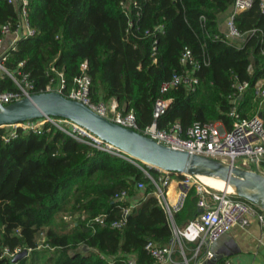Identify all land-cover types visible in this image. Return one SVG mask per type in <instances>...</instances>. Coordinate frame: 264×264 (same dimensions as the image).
I'll return each instance as SVG.
<instances>
[{"label": "trees", "instance_id": "1", "mask_svg": "<svg viewBox=\"0 0 264 264\" xmlns=\"http://www.w3.org/2000/svg\"><path fill=\"white\" fill-rule=\"evenodd\" d=\"M233 1L31 0L36 33L17 41L5 65L16 69L24 61L21 68L30 72L35 92L44 91L55 75L47 72L51 64L63 68L67 93L87 61L92 99H115L118 109L133 111L140 128L152 123L159 96L172 98L159 127L180 121L186 128L195 120L213 119L231 127L229 95L235 76L250 83L244 115H252L259 105L255 83L264 76V13L258 0L236 13L244 38L231 40L219 24ZM17 15L14 4L0 0V35L1 25ZM185 47L191 48L195 65L181 62ZM174 73L195 74L196 89L181 83L162 93L161 83ZM0 85L4 90L17 88L9 76L1 78ZM8 132L0 127V264H129V256L137 264H153L145 249L148 240L166 244L172 238L155 195L149 194L122 227L112 224L122 218L128 203L114 199L115 194L127 190L138 196L139 181L146 184L144 194L154 188L136 163L99 150L52 122H46L42 132L18 128L17 135L7 139ZM197 201L193 189L174 214L178 226L200 213ZM67 214L74 219L66 220ZM42 244L48 247L40 250ZM24 249L30 253L13 261L9 253Z\"/></svg>", "mask_w": 264, "mask_h": 264}, {"label": "built area", "instance_id": "2", "mask_svg": "<svg viewBox=\"0 0 264 264\" xmlns=\"http://www.w3.org/2000/svg\"><path fill=\"white\" fill-rule=\"evenodd\" d=\"M17 8V18L9 20L1 25L0 35V80L9 76L17 85L14 90H4L0 85V101L4 104L28 96L34 91V83L30 78V72L22 69L24 61L19 63L16 69H9L5 62L11 50L16 49V43L21 38L35 35L36 29L30 21L29 7L31 0H8ZM255 0H234L227 17V31L223 32L227 38L237 40L244 38L235 23L236 13L251 8ZM260 10L264 13V0H258ZM10 36L9 44L3 48L4 40ZM181 62L183 64L195 65L197 62L193 57L191 48L185 47ZM83 74L77 78L75 86L67 93H64L65 73L63 68L52 65L48 69L51 75L50 81L46 84L44 91L57 90L67 97L82 101L96 112L102 114L110 120L131 127L141 133L150 136L158 142L164 143L174 148L188 150L191 153H198L210 157L218 158L226 162L246 167L252 165V170H257L264 174V117L258 110L252 115H244L241 111L244 96L250 83L248 80H240L235 76L234 91L229 95L231 107L229 115L232 118L231 127H227L224 121L213 119L209 121L195 120L191 125L184 128L180 121H176L170 127H159L158 119L168 109L172 98L159 96L154 102L153 121L144 128H140L133 111L118 109L109 101H94L92 99L91 77L86 72L88 62L81 64ZM184 83L189 89L195 90L199 78L188 73L182 76L174 73L170 80L161 83L160 91L166 93L171 88H175ZM256 97L259 109L264 104V76L258 78L255 83ZM46 122H52L59 128L76 137L79 140L89 142L99 150L124 156L128 160L136 163L143 172L150 178L154 188L152 191L143 193L146 184L139 181L136 184L137 190L141 194L131 196L127 190H122L115 194L114 199H128V203L122 209V218L112 224L122 227L127 216L136 209L141 202L149 195H155L164 211L170 227L172 228V238L170 242L161 244L155 240H148L145 249L153 257V264H164L173 261L175 247L181 248L184 255L185 264H190V258L185 254L184 242L191 241L196 244L193 257L198 258L202 249H205L203 258H215V252L211 245L219 240L225 233L238 224L243 228L250 226L253 220L257 219L264 227V210H259L254 204L236 199L233 193L224 189H216L206 184L200 175L190 173H172L161 168H151L149 164L140 162L125 154L119 147L103 140L101 137L80 125L74 120L62 116H44L36 119H29L13 124L5 125L9 132L7 139L17 135L18 128L42 132ZM3 127V126H2ZM242 159V165L237 161ZM150 169L156 171L151 174ZM248 169V168H247ZM175 182V189L172 185ZM198 194L197 205L200 213L187 224L180 227L176 224L174 214L180 210L186 201L191 190ZM101 221V217H96ZM19 250L9 253L13 261ZM129 264H137L134 256H129ZM201 263V262H200ZM216 264H234L230 257L219 260Z\"/></svg>", "mask_w": 264, "mask_h": 264}, {"label": "water", "instance_id": "3", "mask_svg": "<svg viewBox=\"0 0 264 264\" xmlns=\"http://www.w3.org/2000/svg\"><path fill=\"white\" fill-rule=\"evenodd\" d=\"M67 117L86 127L103 140L119 147L125 154L172 173L210 175L234 185L235 194L264 210V174L218 158L174 148L124 126L96 112L82 101L67 97L57 90L33 92L13 102L0 101V127L44 116ZM255 190L257 194L249 192ZM28 255L24 249L14 260ZM217 262V259H213Z\"/></svg>", "mask_w": 264, "mask_h": 264}, {"label": "crops", "instance_id": "4", "mask_svg": "<svg viewBox=\"0 0 264 264\" xmlns=\"http://www.w3.org/2000/svg\"><path fill=\"white\" fill-rule=\"evenodd\" d=\"M228 13L225 18L226 22ZM222 22L220 21L219 28L222 32H225L227 31V23L224 28ZM109 102L113 106H116L115 99H110ZM258 110L264 117V105L260 109L259 105H257L254 113ZM175 186V182H173V190ZM195 248L196 244L194 242H184L185 254L190 258V264H216L225 257H230L234 261V264H264V227L257 219L253 220L247 228H243L238 224L234 225L229 232L225 233L211 245V248L215 252L217 262L213 260L214 258H203L205 249H202L198 258H194ZM164 264H185L181 248L176 246L173 253V261Z\"/></svg>", "mask_w": 264, "mask_h": 264}, {"label": "bare ground", "instance_id": "5", "mask_svg": "<svg viewBox=\"0 0 264 264\" xmlns=\"http://www.w3.org/2000/svg\"><path fill=\"white\" fill-rule=\"evenodd\" d=\"M200 177L206 184H208L209 186L213 188L224 189L233 194L239 191L234 185L232 184L227 185L226 182L222 178H219L217 176L201 174ZM249 192L257 194L255 190H249Z\"/></svg>", "mask_w": 264, "mask_h": 264}, {"label": "rangeland", "instance_id": "6", "mask_svg": "<svg viewBox=\"0 0 264 264\" xmlns=\"http://www.w3.org/2000/svg\"><path fill=\"white\" fill-rule=\"evenodd\" d=\"M227 13H228V11H225V12H224L223 14H221V16H220V20L223 21V22H222V25H223L224 28H225V25H226V20H225V18H226V16H227ZM9 41H10V36H7V37L5 38V40H4L3 48H5V47L9 44ZM223 161H224V160H223ZM237 162H238L239 164L242 165V159L239 158ZM251 167H252V165H249V166H246L245 168L251 169ZM263 167H264V163H263ZM263 169H264V168H263ZM151 174H153V173H151ZM74 217H75V216H72V215H70V214H67V215L65 216V219H66V220H73ZM43 241H44V238H43ZM45 247H48V245H46V244H42V245L39 247V249H40V250H43ZM29 253H30V250L28 251V254H29ZM41 261H42V263H44V261H45V257H44V256L41 257ZM48 264H55V263L50 262V263H48Z\"/></svg>", "mask_w": 264, "mask_h": 264}]
</instances>
